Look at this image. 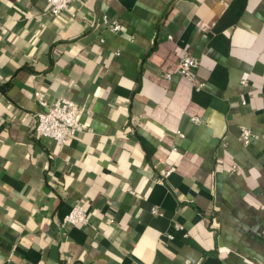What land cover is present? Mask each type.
<instances>
[{"label":"crops","instance_id":"1","mask_svg":"<svg viewBox=\"0 0 264 264\" xmlns=\"http://www.w3.org/2000/svg\"><path fill=\"white\" fill-rule=\"evenodd\" d=\"M49 8L0 0V264L263 263L264 0ZM36 92L89 131L38 138Z\"/></svg>","mask_w":264,"mask_h":264},{"label":"built area","instance_id":"2","mask_svg":"<svg viewBox=\"0 0 264 264\" xmlns=\"http://www.w3.org/2000/svg\"><path fill=\"white\" fill-rule=\"evenodd\" d=\"M83 0H47L50 8L48 13L57 17L61 12L70 10L76 3ZM103 22L107 24L111 32L117 33L120 31V25L117 22L109 23L107 16L103 17ZM199 66V61L189 51H184L177 62L176 74L179 77L187 79L193 85L196 83V71ZM164 79L169 81L171 74H164ZM2 95L0 82V97ZM42 111L35 115L36 123L34 126L35 133L38 138H49L58 146H64L70 138L88 132L89 129L84 123L79 121V106L72 100L61 97L53 103H49L44 99L40 92L35 93ZM194 122H198V118H193ZM251 133L248 130H243L240 134L241 142L246 145L249 142ZM156 214V210L151 211ZM90 219L85 208L78 202L75 204L72 211L65 217L64 223L75 226H85L89 224ZM259 264H264L259 263Z\"/></svg>","mask_w":264,"mask_h":264}]
</instances>
